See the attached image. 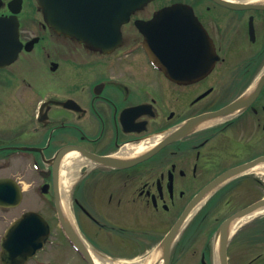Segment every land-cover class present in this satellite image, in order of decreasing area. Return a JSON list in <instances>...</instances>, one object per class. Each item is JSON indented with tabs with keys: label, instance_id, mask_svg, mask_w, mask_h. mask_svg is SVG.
<instances>
[{
	"label": "flooded vegetation",
	"instance_id": "flooded-vegetation-1",
	"mask_svg": "<svg viewBox=\"0 0 264 264\" xmlns=\"http://www.w3.org/2000/svg\"><path fill=\"white\" fill-rule=\"evenodd\" d=\"M175 2L189 9L165 73L137 22ZM0 18L10 23L0 26V238L28 211L49 227L23 264H221L215 207L264 196V172L253 171L264 164V0H152L110 52L53 31L38 0H0ZM68 151L73 241L56 205ZM249 222L261 224L231 236L226 264H264V214Z\"/></svg>",
	"mask_w": 264,
	"mask_h": 264
},
{
	"label": "water",
	"instance_id": "water-1",
	"mask_svg": "<svg viewBox=\"0 0 264 264\" xmlns=\"http://www.w3.org/2000/svg\"><path fill=\"white\" fill-rule=\"evenodd\" d=\"M148 1L149 0H66L64 2L61 0H44L43 2L41 0V3L44 7L46 22L50 27L69 36H73L78 40L84 41L92 47L110 50L119 42V27L121 23L127 20L130 12L140 8ZM237 6L245 7L247 5ZM103 9L108 10L109 13H106L105 15L106 28L101 30L97 26V22L93 21V18L98 19V16L94 11H101ZM168 10H172V8H163L157 15H155L153 20L167 18ZM58 11L60 12V16L58 15ZM99 15L101 18L100 13ZM153 20L150 22V25H154ZM158 24L164 25V28L168 25L165 22ZM157 25L155 23V26ZM102 43L103 45H101ZM259 206H264V199L240 210L227 218L220 225L217 235L220 236L222 258H225V247L227 241L226 231L229 222L234 217L248 213ZM28 215L29 214H26L23 218L17 220L14 227H16V229L22 228L25 221H27L26 219L30 217ZM1 245L4 252L2 259L7 264H9L8 259L11 258L8 255L9 251L12 249H23L21 246L22 244L20 247L15 248L10 245L9 233L5 235Z\"/></svg>",
	"mask_w": 264,
	"mask_h": 264
},
{
	"label": "bare ground",
	"instance_id": "bare-ground-1",
	"mask_svg": "<svg viewBox=\"0 0 264 264\" xmlns=\"http://www.w3.org/2000/svg\"><path fill=\"white\" fill-rule=\"evenodd\" d=\"M142 150L144 146H139ZM76 156V153L71 151L65 155L63 158L61 165H60V188H61V197L62 202L61 205L64 207L67 204V194L68 190L70 189V180H69V172H68V165H71L74 158ZM253 171H262L264 172V164H259L256 167H254ZM264 212V206L259 207L243 216L236 217L233 219L229 225V233L233 232L238 226L244 224L246 221L251 220L252 218H255L259 215H261ZM145 264H149V261Z\"/></svg>",
	"mask_w": 264,
	"mask_h": 264
},
{
	"label": "rangeland",
	"instance_id": "rangeland-1",
	"mask_svg": "<svg viewBox=\"0 0 264 264\" xmlns=\"http://www.w3.org/2000/svg\"><path fill=\"white\" fill-rule=\"evenodd\" d=\"M258 194H259L258 192H254V197L257 196ZM257 197H259V196H257ZM246 199H247L246 195H242L240 197H236V196L234 197L233 195H230L227 199V203H226L227 205H223L226 208V211H228V212L227 213H226V211L221 212V210H220L221 205H219L218 208H216L214 210V212L212 214V218L217 222L223 216L225 217V216L229 215L230 213H232L233 211H235L237 207H239L241 205H245L247 202ZM210 206H212V205H209V207ZM250 224H251L250 222H247L242 227H240L238 229V231H239L238 238H243L249 230L253 231L254 228H258L259 224H261V223H259V224L255 223L249 227ZM3 225L4 224H2V226ZM232 235L233 234H231L230 236H232Z\"/></svg>",
	"mask_w": 264,
	"mask_h": 264
}]
</instances>
